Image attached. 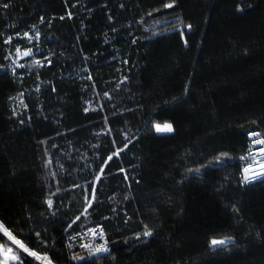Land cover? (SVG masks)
<instances>
[{"label": "trees", "instance_id": "trees-1", "mask_svg": "<svg viewBox=\"0 0 264 264\" xmlns=\"http://www.w3.org/2000/svg\"><path fill=\"white\" fill-rule=\"evenodd\" d=\"M254 132L264 0H0V246L6 232L53 264H264V178L242 179ZM95 225L110 254L75 262L69 235Z\"/></svg>", "mask_w": 264, "mask_h": 264}, {"label": "built area", "instance_id": "built-area-1", "mask_svg": "<svg viewBox=\"0 0 264 264\" xmlns=\"http://www.w3.org/2000/svg\"><path fill=\"white\" fill-rule=\"evenodd\" d=\"M98 248H107L108 251H97ZM67 249L72 260H74L75 262L99 259L103 256L109 255L111 252V248L107 241L105 229L101 225L85 227L79 230L78 232L69 235ZM36 254V256L32 255V258L29 256H27V258H29L31 261H33L34 258L39 259L40 262H34L35 264H48V261H51L47 255H42L38 253ZM45 256H47L48 258L47 261L43 259V257ZM51 264H53L52 261Z\"/></svg>", "mask_w": 264, "mask_h": 264}, {"label": "snow or ice", "instance_id": "snow-or-ice-1", "mask_svg": "<svg viewBox=\"0 0 264 264\" xmlns=\"http://www.w3.org/2000/svg\"><path fill=\"white\" fill-rule=\"evenodd\" d=\"M165 6L168 7V8H171V7H173V4H167ZM186 27L187 28H190L191 26L190 25H187ZM27 35L28 34L25 33V36H27ZM37 37H38V33H37ZM29 39H32V37H29ZM9 42H10V40H9ZM16 51H17L18 54L20 53V49L19 48H17ZM32 54L33 53H32V50L31 49H28L27 51H24L22 53L23 56H30ZM35 64L36 65H39V66H43L40 61H35ZM22 66L23 65H21V67ZM37 91H39V89H37ZM155 128H156V131L157 132H172L173 131L172 125L171 124H168V123H165L162 126L159 125V124H157V125H155ZM250 135L259 137L258 139L254 140L252 142L253 145H256V144L264 145V137H261L259 132H254V133H251ZM121 150H123V149H121ZM259 151H260V153L264 154V148L259 149ZM253 152H254V149L253 148H250L249 149V156L241 157V159L242 160L249 161V165L258 163V157L256 155H253L252 154ZM118 154H119V152L114 153V155H118ZM108 159L111 160L112 157L109 156ZM48 163L50 164L51 161L49 160ZM259 167L261 169H264V162H260L259 163ZM249 171H250V167H245L244 168V173H245V175H244V182L245 183L249 182L250 179H252L256 175H264V172H262V173H253L252 176H249L248 175ZM100 172H101V174H103V169H101ZM97 179H99V177H97ZM48 204H49V206H51L52 201L49 200L48 201ZM89 207H91V204L90 203H89ZM2 227L3 226L0 225V228H2ZM5 231H7V230H5ZM7 234L13 240V242L18 245V247L23 248L25 252H29V249L27 247H25L19 240H16L15 237H12L10 233H7ZM144 235L145 236H151L152 235V232L151 231H145L144 232ZM232 243H233V241L230 238H225V239H220V240H217V239L211 240V246H212V249L213 250H216V246H218V245L224 246L226 248L228 245H230ZM97 251H105V252H107L108 249L107 248H98ZM9 253H12V249L11 248H7L6 251L4 252L5 260L3 261V264H8V254ZM29 254L30 255H33V256H36L37 255L35 252H29ZM11 258L13 260H15V259H19L20 257H18L16 255H12ZM37 258H39V257H37ZM43 259L46 260V261L48 260L47 256L43 257ZM48 264H51V261H48Z\"/></svg>", "mask_w": 264, "mask_h": 264}, {"label": "rangeland", "instance_id": "rangeland-1", "mask_svg": "<svg viewBox=\"0 0 264 264\" xmlns=\"http://www.w3.org/2000/svg\"><path fill=\"white\" fill-rule=\"evenodd\" d=\"M25 57H27V56H23L22 53H21V55L19 56L20 59H18V60H14L13 59L11 65H19L18 62H20ZM155 130H156V128H155ZM157 133H159V134H168V133H171V132H157ZM258 138L259 137L252 136L251 137L252 142L254 140L258 139ZM252 148L254 149V152L252 154L253 155H258L257 156L258 157V163L248 166V167H250V171L248 173L249 176H252L253 173H262V172H264V169H261L259 167V163L260 162H264V155H262V153H260L259 149L264 148V145H259V144L253 145V143H252ZM244 175H245V173L243 171V173H242V179L243 180H244ZM261 178H264V175H256L252 179H250V181L253 182V181L259 180ZM36 189L38 191H46V186H45L43 178H39L37 180ZM3 235H4V238L6 240V245H1L0 246V264H3V261L5 260L4 252L6 251L7 248H11L12 249V253L8 254V264H19V263H21L20 258L13 260L11 258L12 255H16L18 257L23 256V257H26V258H27V256H29L31 258L33 257L32 255L29 254V252H25L23 248L18 247V245L13 242V240L9 237V235L6 232H3ZM216 247H224V246L218 245ZM33 262H40V260L34 258ZM41 263H43V262H41ZM43 264H45V263H43Z\"/></svg>", "mask_w": 264, "mask_h": 264}, {"label": "crops", "instance_id": "crops-1", "mask_svg": "<svg viewBox=\"0 0 264 264\" xmlns=\"http://www.w3.org/2000/svg\"><path fill=\"white\" fill-rule=\"evenodd\" d=\"M41 192H43V191H41Z\"/></svg>", "mask_w": 264, "mask_h": 264}]
</instances>
